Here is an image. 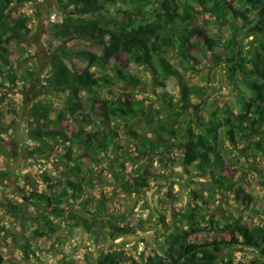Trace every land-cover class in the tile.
<instances>
[{"label": "trees", "instance_id": "obj_1", "mask_svg": "<svg viewBox=\"0 0 264 264\" xmlns=\"http://www.w3.org/2000/svg\"><path fill=\"white\" fill-rule=\"evenodd\" d=\"M35 1L37 0H0V78L13 86L18 82L23 86L30 85L35 72L25 71L19 76L14 69L10 45L28 39L31 35V19L23 14L13 18L10 11L14 7ZM111 1L113 0H68V12L47 29V44L52 56L45 78V90L57 96H65L66 112L72 116L78 114L82 124L92 125L98 122L103 130L86 134L82 144L84 153L80 157H73L72 140L65 131L52 128L51 105L37 101L26 110L30 125L29 140L33 142L30 154L43 156L51 151L52 144L68 143L64 156V184L57 183L60 188H56L49 196L40 195L39 201L32 199L30 205L42 208L36 217L28 218L26 209L21 205H2L8 216L23 217L32 224L30 237L6 235L8 239H14V243L26 257L31 253L29 240L50 239L63 228H80L91 238H96L102 232L112 238L134 236L140 228L139 225H117L111 220L104 221L91 214L87 208L92 199L85 194V188L94 185L89 174L94 173L93 166L98 160L93 156L117 149L115 144L118 135L107 129L110 122L136 123L145 114L142 101H129L123 94L115 99L95 100L102 89L117 83L131 86L138 83L112 57L114 53H124L133 65L152 71L161 79L158 85L164 90L162 82L170 76L178 75V70L164 57L165 53L178 55L181 65L186 68L184 62H197L194 52H207V59L213 65H223L224 81L234 96L235 115L227 109L216 107L210 112L206 122H199L197 126L189 128L188 124L198 118L196 112L203 104L202 101L200 105H194L195 114L183 128L175 129L166 122L160 125L159 130L153 129L156 139L138 134L131 128L127 135L147 160L156 158L160 152H166L167 155L176 152L178 160L174 161L175 164H180L185 169L193 167L199 172L210 173L215 182L226 186L231 184L229 178L222 175L215 177L216 171L222 166L223 153H231L242 143L249 144L248 149L251 151L264 155V0H161L155 14L145 19L114 16L108 7ZM127 4L134 10L144 11L149 6H154V0H129ZM197 16L202 19L208 17L230 31V41L223 44L227 45L224 47L229 48L232 54H228L226 48L219 47L222 44L219 40L205 36L201 27H194ZM245 34L258 37L259 42L252 51L243 55L241 46L238 48L239 42L235 39ZM74 38L97 42L101 46V54L68 50L53 44ZM68 62H74L75 67H70ZM179 90V103H187L191 96L201 94V89L187 87L182 82H179ZM162 95L167 96L168 93L164 90ZM4 100V96H0V107ZM93 106H98V113H80L85 108L92 111ZM58 114L63 116L65 113ZM2 117L0 112L1 133ZM151 120L149 118L147 122ZM179 136L181 140L178 139ZM253 137L256 139L252 142ZM120 146L118 148L122 149ZM172 148L176 150L171 151ZM167 160L161 158L158 162L165 164ZM110 168L117 175L112 165ZM148 168L149 164H146L137 170L136 175L122 181L124 191L148 188ZM120 169H123L122 165ZM6 175L7 173L0 174ZM44 177L47 183L53 182L48 175ZM53 187L55 186H51ZM68 197L79 202L81 209L78 212L64 211L61 207L69 202ZM196 197L199 198L197 195ZM239 198L236 193L233 199L236 201ZM252 201L250 195H244L237 206L246 205V208L253 209ZM202 203L204 204L203 201ZM103 205L104 202L101 203V209H104ZM203 210L205 209L198 207L191 213L183 214V224L169 226V233L163 235L165 247H162L161 255L154 254L138 263L126 258L123 251H112L102 254L99 264H122L126 261L130 264H218L221 254L237 247L253 251L259 256L251 264H264V226L250 227L241 221V217L231 214L227 218H210L206 221L207 215L202 213ZM191 238L195 240L189 242ZM7 263L0 255V264ZM220 263L237 264L230 256Z\"/></svg>", "mask_w": 264, "mask_h": 264}, {"label": "rangeland", "instance_id": "obj_2", "mask_svg": "<svg viewBox=\"0 0 264 264\" xmlns=\"http://www.w3.org/2000/svg\"><path fill=\"white\" fill-rule=\"evenodd\" d=\"M67 1L37 0L14 7L10 11L13 18L23 14L31 19V35L28 39L10 45L14 69L19 76L25 71L35 72V76L32 83L26 86L21 82L13 86L0 78V96L5 98L0 107L3 116V132H0V174L7 173L6 176H0V255L4 261H8L7 264H99L102 254L123 251L126 258L139 263L154 254L161 255V249L165 247L163 235L169 233V226L183 224L182 215L191 213L198 207L205 209L202 213H206V221L210 218H227L231 214L241 217V221L250 227L264 226V155L248 149L249 144L241 143L231 153L222 154L223 163L220 170L216 171L215 177L224 175L231 180V184L223 186L215 182L210 173L199 172L193 167L185 169L180 164H175L174 161L178 160L176 152L167 155L165 164L159 163L158 158L147 160L127 135L133 128L138 134L156 139L157 135L153 133V129L159 130L160 125L166 122L179 130L195 114L194 105H200L202 101L203 104L196 112L198 118L191 127L199 122H206L210 112L216 107L227 109L235 115L234 96L224 81L223 65H213L207 59V52H194L197 62H184V68L178 55L165 53L164 57L178 70V75L170 76L162 82L164 90L168 93L163 96L164 90L158 85L161 82L159 77L149 69L133 65L124 53H114L112 57L129 73L128 76L138 83L136 86L117 83L102 89L95 100L115 99L119 94H123L129 101H142L145 114L136 123L110 122L107 129L118 135L115 144L117 149L93 156L98 159L93 166L94 173L89 174L94 185L86 187L85 194L92 199L87 205L91 214L104 221L111 220L117 225H139L137 234L112 238L102 232L96 238H91L80 228H63L50 239L29 240L31 253L28 257L18 249L14 239L6 237L7 234L30 237L33 228L28 219L8 216L2 205H21L26 209L27 217L34 218L42 208H35L29 203L33 200L39 201L40 195L49 196L56 188H60L57 183L65 181L64 156L68 143L52 144L51 151L43 156H33L29 152L33 142L29 140L30 125L26 110L32 103L42 101L51 105L52 128L65 131L72 140L73 157H80L84 153L82 144L86 134L103 130V126L98 122L92 125L82 124L78 114L72 116L66 112L65 96H57L44 88L52 56L47 44V29L51 23L59 22L68 12ZM160 1L154 0V6H149L144 11L134 10L127 4L129 0H113L108 3V7L117 17L145 19L155 14ZM197 17L194 27H201L205 36L219 40L222 43L219 47L226 48V52L232 54L229 48L224 47L227 45L223 44L230 41V31L208 17ZM181 27L179 26L183 30ZM235 40L239 42L238 48L241 46L243 55L252 51L259 42L258 37L246 34ZM53 44L55 47L86 50L97 55H100L102 50L95 41L77 38ZM68 65L75 67L74 62H68ZM179 82L187 87L201 89V94L191 96L187 103H179ZM98 109V106H93L92 111L85 108L80 113L94 114L98 113ZM58 113L65 114L62 116ZM149 118L152 120L147 122ZM178 139L181 140V137ZM255 139L256 137H253L252 142ZM119 146L122 149H119ZM87 156L90 157L89 154ZM146 164H149L150 172L148 188L124 191L122 181L136 175L137 170ZM110 165L117 175L113 173ZM121 165L123 169L119 170ZM44 175L51 177L53 182L47 183ZM240 189L242 191H239ZM236 193L240 198L235 201L233 198ZM244 195L253 198V209L246 208V205L237 206ZM68 198L69 202H65L61 207L64 211L78 212L81 209L79 202L74 201L72 197ZM101 201L104 202V209H101ZM193 240L195 239L191 238L188 241ZM229 256L237 264H251L259 258L253 251L237 247L221 254L218 264H222L220 261L227 260Z\"/></svg>", "mask_w": 264, "mask_h": 264}, {"label": "flooded vegetation", "instance_id": "obj_3", "mask_svg": "<svg viewBox=\"0 0 264 264\" xmlns=\"http://www.w3.org/2000/svg\"><path fill=\"white\" fill-rule=\"evenodd\" d=\"M195 113V112H194ZM196 120H197V117L194 119V122H196ZM191 124L192 123H189L188 124V127L189 128H192L191 127ZM197 126V125H196ZM180 136H182V135H180ZM174 150H176L175 148H172L171 149V151H174ZM162 152H160V154L156 157V158H158V159H161V158H167L168 159V156H167V154H166V152H163L164 154H161ZM221 159H222V157H221ZM220 177V176H219ZM222 177H224V175H222Z\"/></svg>", "mask_w": 264, "mask_h": 264}]
</instances>
